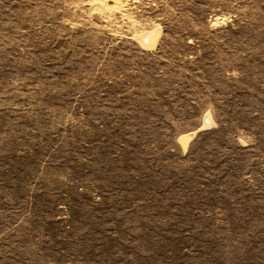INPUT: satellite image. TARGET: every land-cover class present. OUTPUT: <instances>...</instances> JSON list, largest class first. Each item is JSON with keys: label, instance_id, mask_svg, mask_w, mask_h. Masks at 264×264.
Returning a JSON list of instances; mask_svg holds the SVG:
<instances>
[{"label": "rangeland", "instance_id": "1", "mask_svg": "<svg viewBox=\"0 0 264 264\" xmlns=\"http://www.w3.org/2000/svg\"><path fill=\"white\" fill-rule=\"evenodd\" d=\"M0 264H264V0H0Z\"/></svg>", "mask_w": 264, "mask_h": 264}, {"label": "bare ground", "instance_id": "2", "mask_svg": "<svg viewBox=\"0 0 264 264\" xmlns=\"http://www.w3.org/2000/svg\"><path fill=\"white\" fill-rule=\"evenodd\" d=\"M154 35H155L154 32H148V33L141 35L138 38V40L142 43L143 46L150 47V46H153L155 44ZM205 124L209 125V124H211V122L209 120H206ZM195 134L196 133H193V134L186 135V136L182 137L181 142L185 148H187V146L189 144V140L187 138H192Z\"/></svg>", "mask_w": 264, "mask_h": 264}]
</instances>
